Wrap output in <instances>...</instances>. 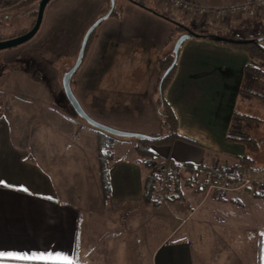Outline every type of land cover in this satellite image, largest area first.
Segmentation results:
<instances>
[{
	"label": "crops",
	"instance_id": "crops-1",
	"mask_svg": "<svg viewBox=\"0 0 264 264\" xmlns=\"http://www.w3.org/2000/svg\"><path fill=\"white\" fill-rule=\"evenodd\" d=\"M97 1L100 8L88 24L110 8V0ZM146 1L152 6L145 0H114L113 13L100 25L99 32H103L95 38L90 56L96 58L100 39L106 36L108 50L113 48V60L126 62L127 50H134L129 35L134 30H146L139 19L163 24L165 30L160 34V51L151 66L152 95H155L159 63L172 54L174 43L184 30L175 28L176 23L186 27L203 24L195 23L185 14L170 18L165 15L164 2ZM191 1L225 5L241 0ZM255 26L249 23L241 27L221 24L218 30L229 36L235 32L234 37L242 38L243 28L254 32ZM203 28L204 34L218 33L217 29ZM136 62L139 63L140 58ZM248 63V53L230 44L193 35L184 40L163 93V101L175 116L180 138L170 145L150 146L159 160L170 158L178 164H205L206 174L214 165L227 164V159L236 160L242 148L227 138L234 113L238 111L264 120V117L248 112L251 106L244 111V104H250L256 96L262 97L260 94L247 93L244 97L249 101L239 102L243 99L240 89L251 72L246 70ZM133 70V78L137 80L138 76L145 75L143 68L133 67ZM116 75L109 73L110 79H116ZM118 77H121L120 72ZM252 77L253 86L261 85L260 73L252 72ZM251 89L258 92L253 87ZM19 106H23L22 110L31 109L28 105L13 103L8 104L7 110L1 111L0 115V179L15 186L0 185V250L58 251L67 254L75 264H194L191 246L187 242L164 240L165 220L167 225L176 220L172 213L166 217L164 214L165 203L173 204L172 199H163L159 205L143 201V181L150 169L139 164L131 142L128 157H107L105 168L109 193L105 196L100 176V138L106 136V140L114 142L121 140L94 131L63 105L57 107L50 102H46L45 108L48 121L59 123L60 132L58 135L41 134L40 124L37 126L35 119L20 117ZM153 111L156 124L160 126L156 106ZM156 131L150 135L160 130ZM243 134L239 132L240 137ZM130 152L135 156H130ZM88 157L93 163L85 170L84 161ZM20 186L29 191L18 190ZM103 234L113 241V245L97 246ZM132 236L135 248L130 247L131 241L128 240ZM260 242L259 261L264 264L261 260L264 237Z\"/></svg>",
	"mask_w": 264,
	"mask_h": 264
},
{
	"label": "rangeland",
	"instance_id": "rangeland-1",
	"mask_svg": "<svg viewBox=\"0 0 264 264\" xmlns=\"http://www.w3.org/2000/svg\"><path fill=\"white\" fill-rule=\"evenodd\" d=\"M38 2L39 0H36L22 6L0 7V40L10 39L28 31L31 28L34 12L37 11ZM145 3L152 6L146 0ZM99 8L97 0H50L44 9L37 33L25 43L0 50V115L1 111L7 110L8 104L28 105L30 110L27 108L22 110L23 106H19L20 117L29 116L31 121L35 119L37 126L40 124L41 134L58 135L61 125L54 121L49 122L45 110L46 102H50L57 107L63 105L69 113L85 124L74 113L61 82L63 74L74 64L85 30L95 19L88 24L89 20ZM103 21L91 34L82 63L72 76V91L81 101L85 111L95 120L119 130L150 135L156 131V127L157 131L162 127L156 124L153 111L154 106L158 107L156 102L158 94L152 95L151 66L153 58L160 51L159 39L164 26L140 18L139 22L146 30L131 32L128 38L134 50L128 49L126 53L128 60L121 62L113 60V48L108 50L109 41L106 36L100 39V51L97 52L96 58L90 56L95 38L98 33L100 36L103 32H99ZM221 22L237 27L249 23L256 25V29L264 25V13L253 19L233 17ZM85 25L88 26L86 29H84ZM245 29L243 28V31ZM243 31L241 33L244 34ZM259 43L264 48V36ZM139 58L140 62L137 63ZM119 67L127 69L121 71ZM133 67L143 68L145 75L138 76V80L133 78L135 77ZM260 68L261 77L258 80L261 85L255 84L252 87L258 90L261 96L264 94V84H262L264 64H261ZM113 72L117 73L116 79L109 77V73ZM119 72L121 77H118ZM143 77L145 78L142 79ZM241 100L249 101L245 97L239 102ZM248 106H251L252 111L247 110ZM244 107V111L264 117V97L256 96L250 104H244ZM90 127L94 131L111 136L95 127ZM184 127L188 126L184 125ZM243 133L246 137L249 134L258 143L257 151L252 152L251 148H248L247 154L252 156L254 161L253 167L247 174L255 179H264V124L256 123V126ZM111 137L121 142L101 140L100 151L105 153V156L128 157L129 142L135 137L116 135ZM84 148L87 149L86 144ZM130 153V156H135L134 152ZM227 160V164L231 166L232 159ZM155 162H159V159H155ZM92 163L93 159L89 157L85 159V170ZM187 176V173L182 172V181ZM254 189L242 191L235 197L232 194L227 198H204L201 190L196 189L195 185L183 184L182 199L171 200L173 194H170L169 200L173 204L165 203V217L168 213H172L176 216H174L176 220L168 225L165 220L164 240L187 242L191 246L194 264H260V241L261 233L264 231V198H253ZM232 197L237 201H230ZM128 240L131 241L130 247L135 248L133 236ZM107 245H113V241L103 234L97 246L102 248ZM89 249H92V244H89Z\"/></svg>",
	"mask_w": 264,
	"mask_h": 264
},
{
	"label": "trees",
	"instance_id": "trees-1",
	"mask_svg": "<svg viewBox=\"0 0 264 264\" xmlns=\"http://www.w3.org/2000/svg\"><path fill=\"white\" fill-rule=\"evenodd\" d=\"M16 1L18 3H15ZM33 1L36 0H0V7H13L17 5L22 6ZM36 12L37 11L34 12V17L30 24L31 27L34 24ZM175 28L179 30L184 29L183 33L185 32V28H188L189 30L195 32L197 34L196 36L206 37L218 42L227 43L236 48L246 51L249 55V63L247 64L246 70L249 72L251 71V74L249 73V75L247 76L245 83L240 89V92L243 97L247 93L259 95L258 92L254 93L251 89V87L253 86L252 72L261 73L260 65L264 64V48L259 43L264 36V25H260V27L257 28V30H255L253 33L250 32V30H246V28L245 31H243L244 37L242 38L234 37L236 36L235 32L234 35L229 36L226 32L222 33L220 30H218V33L215 34H204V28L203 26L201 27V25L186 27L180 23H176ZM211 35L219 36L222 39H213L211 38ZM172 60L173 54L160 61L159 72L154 85V90L156 94H158V98L156 101L158 102V118L160 126H162L159 129L160 131L156 134H153V138L135 137L132 138L131 141L132 150L139 157V164L150 169L149 173L143 181V201L145 203H151L153 205H159L163 199L169 200L170 194H173L171 199H182L183 184L184 186L195 185L196 189H200V187L205 183V177L207 176V167L205 164H178L173 162L170 158L155 162V159L159 158H157L154 152L150 149V146L152 145H170L175 139L180 138L176 130L175 116L169 106L163 101V93L167 83L171 78L173 69L164 78H162V74L170 65ZM261 96L263 97L262 94ZM256 123L258 125L264 124V120L241 114L240 112L236 111L234 113L233 121L231 127L229 128V134L227 136V138L233 139L231 141L238 143L242 148V153L236 157V160L231 164V167L244 173H247L248 170L253 167L254 161V158L247 154V152H249L248 148H251L252 152L257 151L258 143L249 134L248 137H240L239 132H247V130L251 129L253 126H256ZM102 134L105 135L104 133ZM105 137L102 136L100 138V141H106ZM111 156L112 155H110V157ZM107 157L108 155L105 156V153L103 154V152H101L99 149L101 185L103 191L105 192V196L109 193V183L107 180L105 168V164L108 160ZM182 172L188 174L184 181H182ZM252 191L253 198H264L263 190L254 189ZM230 201H237V199L231 198Z\"/></svg>",
	"mask_w": 264,
	"mask_h": 264
},
{
	"label": "built area",
	"instance_id": "built-area-1",
	"mask_svg": "<svg viewBox=\"0 0 264 264\" xmlns=\"http://www.w3.org/2000/svg\"><path fill=\"white\" fill-rule=\"evenodd\" d=\"M166 4L165 15L177 18L185 14L195 23L203 24L207 29H220L221 21L227 18L242 17L253 19L264 13V0H241L225 5H210L191 0H160ZM264 189V179H255L228 164L214 165L200 187L202 196L227 198L246 189Z\"/></svg>",
	"mask_w": 264,
	"mask_h": 264
},
{
	"label": "water",
	"instance_id": "water-1",
	"mask_svg": "<svg viewBox=\"0 0 264 264\" xmlns=\"http://www.w3.org/2000/svg\"><path fill=\"white\" fill-rule=\"evenodd\" d=\"M49 1L50 0H39L38 6H37L36 18H35L33 26L28 31H26V32H24V33H22L16 37H13L10 39H5V40H0V50L15 47V46H18V45L25 43L26 41L30 40L37 33V31L41 25L44 9H45V7ZM113 6H114V0H110V8L108 9V11L105 14H103L102 16L95 19L89 25V27L85 30V32L82 36L81 42H80V46H79L74 64L63 74L62 82H61L62 89L65 93V96H66L69 104L71 105L72 109L74 110V113L80 119H82L86 124H88L92 127H95L101 131H104L108 134H111V135L122 136V137H149V138H153L154 136H152V135H147V134H143V133H139V132H128V131L119 130V129L113 128L111 126L105 125V124L95 120L93 117H91L85 111V109L82 107L81 103L79 102V100L77 99L76 95L73 93L72 88H71L72 76L74 75V73L80 67V65L82 63V59H83V56L85 53V48H86L89 36L95 30V28L100 24V22H102L104 19H106L111 14ZM191 35L196 36L197 34L193 31L189 30L188 28H185V32L182 33L181 35H179V37L176 39L174 46H173V49H172L173 60L170 63V65L163 72L162 78H164L172 70V68L175 65V62L177 59V54H178V51H179L181 44L184 42V40H186ZM211 38L222 39L216 35H211ZM228 41H230V40H228Z\"/></svg>",
	"mask_w": 264,
	"mask_h": 264
},
{
	"label": "snow or ice",
	"instance_id": "snow-or-ice-1",
	"mask_svg": "<svg viewBox=\"0 0 264 264\" xmlns=\"http://www.w3.org/2000/svg\"><path fill=\"white\" fill-rule=\"evenodd\" d=\"M0 185L8 188H14V185L7 184L0 179ZM23 192H28L26 187L20 186L18 189ZM51 199V197H48ZM264 237V233H261ZM261 260L264 261V254L261 255ZM0 264H75V261L67 254L58 251H7L0 250Z\"/></svg>",
	"mask_w": 264,
	"mask_h": 264
}]
</instances>
